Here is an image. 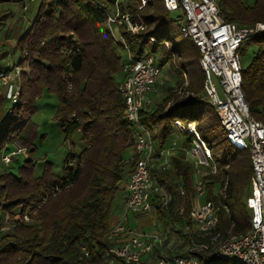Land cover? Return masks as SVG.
I'll use <instances>...</instances> for the list:
<instances>
[{"label":"trees","instance_id":"obj_1","mask_svg":"<svg viewBox=\"0 0 264 264\" xmlns=\"http://www.w3.org/2000/svg\"><path fill=\"white\" fill-rule=\"evenodd\" d=\"M13 1L20 6L25 2L0 0V4ZM114 2L39 0L33 20L15 41L13 50L22 66L20 96L0 119V157L16 137L27 144L32 155L37 131L30 117L44 93L56 97L53 121L64 141L71 142L79 131L83 147L79 154L66 155L61 174L45 162L42 174L35 175L33 158L13 172L0 159V264H108V249L121 242V234L115 238L108 235L117 221L113 215L116 194L133 168L128 159L133 126L124 119V99L117 89L127 61L118 47L125 48L106 25ZM216 2L227 22L245 27L264 24V0L252 4L244 0ZM117 5L135 27L118 28L130 56L149 55L160 66L170 63L187 76L182 87L194 95L183 102L169 88L152 109L140 111V123L159 147L171 141L176 132L174 120L194 123L211 148L217 167L215 173L204 177L207 195L219 205L217 230L223 235L244 234L250 221L245 204L252 173L249 152L227 142L215 108L202 96L205 73L197 46L180 34L183 15L180 12L173 17L162 0H145L141 7V0H119ZM11 15L9 9L0 7V29L7 27ZM245 45L254 46V52L242 68L241 89L250 115L264 120V29L243 40L241 54ZM3 69L8 67L0 71ZM168 102L172 105L166 107ZM185 133L189 144L193 135ZM162 161L153 160L150 177L171 193V200L162 205L152 198V210L171 227L180 224L184 228L191 222L192 164L182 151L170 156L168 166ZM179 185L184 188L183 195L177 190ZM184 238L187 241L185 234ZM82 246L88 250L86 256L80 252ZM202 264L241 263L208 254Z\"/></svg>","mask_w":264,"mask_h":264},{"label":"built area","instance_id":"obj_2","mask_svg":"<svg viewBox=\"0 0 264 264\" xmlns=\"http://www.w3.org/2000/svg\"><path fill=\"white\" fill-rule=\"evenodd\" d=\"M31 0H25V2ZM115 0L114 9L107 14L106 25L112 37L123 45L128 53L123 65L124 76L117 89L125 104L124 119L133 126L132 150L129 161L133 168L124 182L123 217L112 227L108 238L122 236L121 242L108 249V264H202L205 255L230 257L241 264H264V120L253 118L244 100L241 89V53L243 40L264 29V24L254 27L239 26L223 19L216 0H162L167 11H180L184 17L180 25V34L189 38L199 51V65L205 76L202 90L209 103L215 108L220 125L225 132L227 142L238 149L248 150L252 173L250 191L245 204L250 212L249 229L244 234L223 235L217 230V205L207 195L204 177L216 172V164L211 148L195 129L194 123L184 125L174 120L178 132L192 133L190 146H177L174 140L159 147L151 132L140 123L139 114L150 106L147 97L160 74L162 66L153 62L152 56L132 58L118 28L132 26L128 15L121 14ZM145 3L141 0L140 7ZM26 4H24V8ZM141 29L142 25L139 26ZM150 41L154 38L146 36ZM165 45L168 42L164 41ZM20 74L18 65L0 71V87L12 86L11 104L17 103L20 96L16 77ZM185 76V74H184ZM213 78L217 79L219 93ZM186 85V81L183 83ZM183 85V86H185ZM183 102L194 97L181 86L176 91ZM169 105H172L171 103ZM178 151L192 164L193 191L190 205V224L184 226L187 247L183 253L161 255V233L147 232L140 228H128V214H144L152 210V198L162 205L171 200V193L150 177V167L154 159H162L169 165L170 156ZM27 147L13 138L9 149L1 154L6 165L18 155H25ZM180 194L184 188L177 186ZM212 194H216L213 192ZM28 220L27 216H24ZM83 255L88 254L85 246L80 248Z\"/></svg>","mask_w":264,"mask_h":264},{"label":"rangeland","instance_id":"obj_3","mask_svg":"<svg viewBox=\"0 0 264 264\" xmlns=\"http://www.w3.org/2000/svg\"><path fill=\"white\" fill-rule=\"evenodd\" d=\"M244 2L247 4H252L254 0H244ZM24 4H26V8H24ZM24 4L20 6L19 3L15 4L14 1L11 3L9 2L0 4L2 9L7 8L12 13L10 19L8 20L7 27L0 29V68L8 67L9 69L13 65L19 66L20 74L15 79L19 89L22 66L18 62V53L17 51H14L13 48L15 41L20 34L19 32L24 31L33 20L35 11L39 5V0H34L32 2L26 1ZM22 7L24 9H21ZM179 13L180 11H174L172 12V16L175 17ZM118 52L125 61L128 57L127 51L121 47H118ZM253 52L254 46H244V51L241 54L242 66H246L248 64ZM173 64L178 67V63L175 58ZM213 80L219 93H221L217 79L213 78ZM185 81L187 84L186 75H181L179 71L174 70L171 67L170 63H165L162 66L160 74L155 79V84L152 91L148 92L147 94V97L151 101L150 106L147 109H152L154 104L159 102L163 96L166 95V92L169 88L174 89L175 94L178 95L176 91H178L182 85H185L183 84ZM178 82L181 83L178 85ZM11 89L12 86L0 87V119L5 116L8 107L11 105ZM202 96L207 98L204 93H202ZM170 102H168L166 107L169 106ZM35 106L36 110L30 117V120L35 123L37 131L36 137L33 141L32 155L27 144H25L24 141L19 138L20 143L27 147L26 154L18 155L11 161V163L4 165L9 168V170L16 172L20 165L33 158V161L35 162V175L42 174L45 162H50L53 171L57 174H61L63 171L64 159L66 155L69 152L79 154L83 147L81 133L79 131L75 132L72 136L71 142L64 141L60 129L53 121V115L57 108V100L53 94L44 93L36 100ZM188 137V133H181L176 130L171 140H174L177 146H185L188 148L190 146V143L186 144ZM215 192H217V189ZM123 197V190H119L116 194L113 209V215L115 218H117V221L113 225H116L123 217ZM180 211L182 210L180 209ZM128 220V228H140L147 232L161 233L162 242L158 247V251L161 255L183 253L186 250L188 242L184 238V228L180 226V224H176L175 227H171L165 219L157 218L153 210L148 213H144L138 218H135L133 214H128ZM129 222L133 224V226H128Z\"/></svg>","mask_w":264,"mask_h":264},{"label":"crops","instance_id":"obj_4","mask_svg":"<svg viewBox=\"0 0 264 264\" xmlns=\"http://www.w3.org/2000/svg\"><path fill=\"white\" fill-rule=\"evenodd\" d=\"M162 160V159H161ZM126 179V178H125ZM125 179L123 180V182H122V184L120 185V187H121V189L123 190V192H124V196H125V191H124V182H125Z\"/></svg>","mask_w":264,"mask_h":264}]
</instances>
